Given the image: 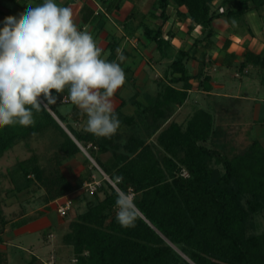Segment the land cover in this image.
<instances>
[{
    "label": "trees",
    "instance_id": "16d2710c",
    "mask_svg": "<svg viewBox=\"0 0 264 264\" xmlns=\"http://www.w3.org/2000/svg\"><path fill=\"white\" fill-rule=\"evenodd\" d=\"M170 4L179 16L189 20V30L197 24L204 30L202 38L193 42L195 50L200 40L206 41L204 45L211 41L215 17L242 16L247 11L260 10L264 0H222L219 6L224 8L220 11L219 6L213 7V0H155L162 23L156 27L145 25L144 33L159 49L167 42L161 27ZM182 5L185 12L177 10ZM188 51L180 49L170 64V80L182 81L183 89L168 87L154 105L143 106L138 112L146 127L153 122L150 133L158 132L155 141L161 150L156 151L138 131L137 115H126L120 108L114 109L120 127L110 138L97 137L84 126H73L57 108L67 90L58 95L56 104L41 100V110H33L32 126L0 128V155L17 140L53 125L62 135L57 145L61 159L81 151V145L107 175H101L94 192L85 190L93 200L78 213L71 230L63 234L79 264H174L178 258L170 242L181 245L195 264H264V231L249 233L250 217L264 209V145L253 139L243 151L232 153L222 150L223 143L220 147L207 146L205 142L217 131L213 115L203 108L193 112L184 128L174 121L159 128L168 115L165 101L182 102L191 77L199 78V87L209 88L202 60L195 74L187 72L184 59L195 57ZM50 110L78 143L62 129ZM69 114L75 121L83 115L76 107ZM123 126L130 130L125 137ZM106 151L110 156L103 160L100 153ZM182 167L186 176L180 173ZM17 170L24 178V183L13 178L17 190L29 186V176L33 175L44 189L45 201L83 187L85 181L92 179L79 178L72 183L57 167L46 171L35 155L19 161ZM121 191L134 198L139 212L134 227H122L116 220L115 202ZM25 264H34V258Z\"/></svg>",
    "mask_w": 264,
    "mask_h": 264
},
{
    "label": "crops",
    "instance_id": "0c3cea01",
    "mask_svg": "<svg viewBox=\"0 0 264 264\" xmlns=\"http://www.w3.org/2000/svg\"><path fill=\"white\" fill-rule=\"evenodd\" d=\"M221 1L214 0L213 7H218ZM55 2L73 9L78 28L91 33L103 49L104 58L109 62L121 63L126 83L115 93L112 102L114 109L120 108L126 115H137L138 125L142 121L138 112L143 106L154 105L156 98L168 87L183 89L182 81L170 80V64L179 55L180 49H188L195 57L184 59L187 72L195 74L199 62L203 61L204 74L209 76V88L205 90L199 87V78L191 77L188 80L190 87L182 102L172 99L165 101L164 107H168L169 114L159 128L168 124V121L172 122L182 107L190 105L192 109L193 105V112L203 108L213 115L216 131L217 128L227 127L229 122L234 123L231 127L245 125V128L259 130V133L264 130V7L247 11L242 16L221 14L215 17L211 41L204 45L206 41L200 40L194 50L193 42L202 38L204 30L198 24L189 30V20L179 16L172 4L167 8L168 17L161 27L167 42L159 49L155 41L144 33L145 25L156 27L162 23L155 0H121L118 8H115L118 0ZM41 3L43 0H0V28L6 17L18 18L27 12L29 5ZM222 8L224 6H219L218 10ZM177 10L185 12L186 9L182 5ZM119 54L125 57L123 62L118 60ZM67 95L65 93L57 104L59 112L71 119L73 126L85 127L86 114L77 107L83 114L80 115V121L70 116V111L75 107L70 101L65 100L69 107H60ZM50 112L57 120L58 117ZM193 112H190V116ZM141 125L144 126L142 122ZM67 133L76 141L70 131ZM109 156L108 151L100 153L103 160ZM13 173L9 168L0 167V264H25L33 258L34 264H48L50 256L54 258L64 245V215L57 212L61 196L57 197L59 200L45 201L44 189L41 188L37 193L41 196L40 200L33 202L32 187L17 190L12 179ZM102 173V176H107L103 170ZM23 192L30 197L24 198V202L17 197Z\"/></svg>",
    "mask_w": 264,
    "mask_h": 264
},
{
    "label": "clouds",
    "instance_id": "9594fccd",
    "mask_svg": "<svg viewBox=\"0 0 264 264\" xmlns=\"http://www.w3.org/2000/svg\"><path fill=\"white\" fill-rule=\"evenodd\" d=\"M125 83L121 63L103 57L91 33L78 28L71 7L43 0L18 18L6 17L0 28V128L32 126L41 100L56 104L67 90L66 100L86 114V130L110 138L120 127L112 98ZM115 207L117 222L134 227L139 212L133 196L118 192Z\"/></svg>",
    "mask_w": 264,
    "mask_h": 264
},
{
    "label": "rangeland",
    "instance_id": "374dc122",
    "mask_svg": "<svg viewBox=\"0 0 264 264\" xmlns=\"http://www.w3.org/2000/svg\"><path fill=\"white\" fill-rule=\"evenodd\" d=\"M65 100L66 97L63 98L62 105L60 107H69L66 104ZM193 107L194 106L192 105L191 109L190 105H187V107H185L187 110L182 107L181 112L177 113V117H173L176 121L174 119L171 121L176 122L177 124H179V126L184 128L187 119L190 117V112H193L194 110ZM57 121L62 127V129L67 132L68 128L66 127L65 123L59 118L57 119ZM66 121L73 124V122L69 118H66ZM169 122L170 121H168V123ZM151 124L153 125V122L149 124V128L146 127L144 124V126L139 124L138 131L142 135L147 137L146 140L149 139V142L153 144L154 149L156 151L157 149L161 150V147H159V145H157L155 141V132L150 133L152 128ZM228 124L229 125H227V127L217 128V134L215 136L213 135L209 140L205 142V144L210 147H220L218 145L220 143H223V149H220H225L226 151L228 150L231 153L243 151L251 143L253 138L256 137V139H258L259 142L264 145V130L259 133V130L245 128V125H243V127L238 128L236 127L237 125H233L231 127V125L234 123L229 122ZM121 131L123 137H125L127 132H129L130 130L128 126H123L121 128ZM61 139L62 135L58 128L53 125L45 127L44 129L38 131L37 133L28 138L17 140L11 147L4 150L1 154L2 160L0 167L1 169H11L12 171H14L12 177L16 178V182L24 183V178L22 177L20 171L17 170L18 162L29 158L32 155H35L39 165L42 166L46 171L51 168L57 167L58 170H60L72 183H76L79 178H84V180H88V177L91 176L92 178L93 175H96V178H101L102 173L100 172L99 167L92 163V159L88 157L89 153L86 149H84L86 152L81 148V151L77 152L72 157L61 159L60 153L57 151V145ZM57 162L59 163L57 164ZM180 173L183 176L187 175V171L183 167L181 168ZM29 177L31 179L29 187H32L31 191L34 192L31 195L33 196L32 201L38 202L41 196L37 193L42 187L34 179L33 175H30ZM99 195L102 196L101 193H99ZM17 197L18 199H20V201L24 202V198L29 197V195L23 192L20 195L18 194ZM63 197H67L73 202V205H71V207L68 209V212L63 216V219L65 220L63 233L65 234L66 232L71 230L72 222L77 218L78 213L85 210L87 205L92 202L93 197L87 194L83 187L76 188L64 193L63 196L60 197L61 200H63ZM57 200L59 199L57 198ZM57 200L55 202H57ZM249 222L250 224H252L249 228V233H259L264 231V209H261L258 212L254 213L250 217ZM63 237L64 236H62V241L64 245L61 246V250L56 253V256H54V258L52 257L53 255L50 256L49 261H52L50 264H79L75 259V255L73 254L72 245L66 243ZM170 245L178 258V261L174 264H195L189 258L187 253L181 249V245L171 242Z\"/></svg>",
    "mask_w": 264,
    "mask_h": 264
},
{
    "label": "built area",
    "instance_id": "2783aa9c",
    "mask_svg": "<svg viewBox=\"0 0 264 264\" xmlns=\"http://www.w3.org/2000/svg\"><path fill=\"white\" fill-rule=\"evenodd\" d=\"M80 147L84 150L85 148L83 146L80 145ZM85 151V150H84ZM86 152V151H85ZM89 158H91L90 155H88ZM92 159V158H91ZM92 163L96 166H98L96 164V162L92 159ZM99 167V166H98ZM100 172L102 173V170L99 167ZM103 174V173H102ZM104 175V174H103ZM107 177V176H104ZM100 184V179L96 178L94 175L92 176L91 180L85 181L83 183V188L84 190L88 191L89 193H92L96 190V188L99 186ZM57 211L61 214V215H65L66 212L68 211V209L71 207L72 204V200L67 198V197H63V200H61L60 202L57 203ZM53 257V256H52ZM52 261H49L48 264H50Z\"/></svg>",
    "mask_w": 264,
    "mask_h": 264
},
{
    "label": "water",
    "instance_id": "95a60500",
    "mask_svg": "<svg viewBox=\"0 0 264 264\" xmlns=\"http://www.w3.org/2000/svg\"><path fill=\"white\" fill-rule=\"evenodd\" d=\"M67 132H69V131L67 130Z\"/></svg>",
    "mask_w": 264,
    "mask_h": 264
}]
</instances>
